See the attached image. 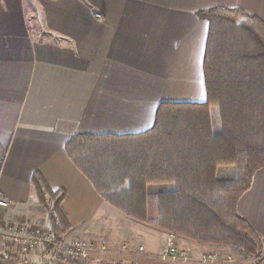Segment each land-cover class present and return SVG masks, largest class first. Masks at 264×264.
Masks as SVG:
<instances>
[{"label":"crops","instance_id":"0c3cea01","mask_svg":"<svg viewBox=\"0 0 264 264\" xmlns=\"http://www.w3.org/2000/svg\"><path fill=\"white\" fill-rule=\"evenodd\" d=\"M216 7L264 23V0H0V197L10 203L0 224L50 229L37 174L65 192L64 239L93 244L85 264L131 263L143 252L157 261L168 233L105 203L65 146L76 134L142 133L164 102H205L208 23L196 13ZM236 210L264 248V167ZM180 239L187 264L213 251ZM0 264L74 263L52 247L20 253L0 245Z\"/></svg>","mask_w":264,"mask_h":264},{"label":"trees","instance_id":"16d2710c","mask_svg":"<svg viewBox=\"0 0 264 264\" xmlns=\"http://www.w3.org/2000/svg\"><path fill=\"white\" fill-rule=\"evenodd\" d=\"M196 14L208 23L205 102L161 103L142 133L76 134L65 149L101 199L126 216L198 244L229 245L264 264L259 235L236 210L264 167V23L240 8ZM219 167H235V176L217 178ZM152 185L172 189L159 193L149 211ZM33 188L51 231L63 240L70 230L65 192L51 190L37 174Z\"/></svg>","mask_w":264,"mask_h":264},{"label":"built area","instance_id":"2783aa9c","mask_svg":"<svg viewBox=\"0 0 264 264\" xmlns=\"http://www.w3.org/2000/svg\"><path fill=\"white\" fill-rule=\"evenodd\" d=\"M97 20L101 15L95 14ZM10 203L0 197V208H7ZM176 236L170 234L159 259L163 262L187 263L189 256L185 250L178 247ZM0 245L20 253H35L46 250L48 247L55 248L64 261L74 264L87 262L90 257L93 244L78 240H57L51 229L42 232H32L25 226H3L0 224ZM142 250L141 247H139ZM215 256L204 257V262H212Z\"/></svg>","mask_w":264,"mask_h":264},{"label":"rangeland","instance_id":"374dc122","mask_svg":"<svg viewBox=\"0 0 264 264\" xmlns=\"http://www.w3.org/2000/svg\"><path fill=\"white\" fill-rule=\"evenodd\" d=\"M216 117H217V111L212 110L211 111V122H212V128L213 131L216 133L218 132V126L216 124ZM235 167H219L217 169V178L219 179H230L235 176ZM169 189H172L171 185H152L147 188V208L149 211H152L154 208L156 209V196L161 192L169 191ZM165 232V231H164ZM168 233V232H166ZM170 233H168L167 236H169ZM177 245L180 249L185 250L189 256L188 251L183 248V241L179 237H176ZM186 240V239H185ZM190 241V240H189ZM193 242V241H190ZM198 244V243H197ZM205 245V244H204ZM213 251L207 252V253H200L198 254L197 258L200 259L198 262H195L194 264H261L259 263L258 259L255 257L243 255L238 249L227 246V245H212ZM139 247L142 248V245H137V250L141 254L143 251L139 249ZM126 247L123 246L122 250H125ZM143 249V248H142ZM162 251L159 252L157 261L149 259L147 257V254L144 252L141 255H138L135 260L131 263L126 262H119L117 264H187L183 262L178 263H171V262H163L159 259V255ZM202 254V255H201ZM215 256V259L211 260L212 262H204L203 258ZM144 257V258H143ZM86 262L82 263L85 264ZM190 264V263H189Z\"/></svg>","mask_w":264,"mask_h":264}]
</instances>
